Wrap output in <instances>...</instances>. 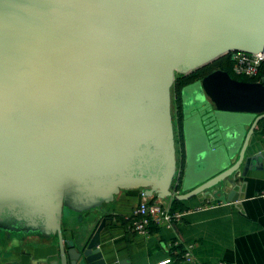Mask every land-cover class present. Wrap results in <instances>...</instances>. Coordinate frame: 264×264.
<instances>
[{
  "label": "water",
  "instance_id": "water-1",
  "mask_svg": "<svg viewBox=\"0 0 264 264\" xmlns=\"http://www.w3.org/2000/svg\"><path fill=\"white\" fill-rule=\"evenodd\" d=\"M233 50L264 53V0H0V237L58 235L62 264H108L110 217L66 241L64 217L101 210L126 188L171 196L176 73ZM182 96L176 197L238 200L241 178L264 158V77L216 69ZM207 108L218 115L202 132Z\"/></svg>",
  "mask_w": 264,
  "mask_h": 264
},
{
  "label": "crops",
  "instance_id": "crops-1",
  "mask_svg": "<svg viewBox=\"0 0 264 264\" xmlns=\"http://www.w3.org/2000/svg\"><path fill=\"white\" fill-rule=\"evenodd\" d=\"M257 130V139L262 140L264 120ZM180 161L181 151L179 168ZM261 161L241 178L236 187L238 200H211L205 195L188 200L176 197L171 207L187 211L182 219L170 227L153 225L150 233L138 234L128 229L127 218L141 202L144 188H126L101 210L65 216L64 241L91 236L108 216L101 235L108 264H158L168 258L171 261L164 264H190L174 257L191 243L202 264H264V158ZM0 264H62L58 235L1 236Z\"/></svg>",
  "mask_w": 264,
  "mask_h": 264
},
{
  "label": "built area",
  "instance_id": "built-area-1",
  "mask_svg": "<svg viewBox=\"0 0 264 264\" xmlns=\"http://www.w3.org/2000/svg\"><path fill=\"white\" fill-rule=\"evenodd\" d=\"M228 55L233 60V70L238 75H246L248 77L257 76L260 68L264 63V53H252L241 50L230 51L223 56ZM222 57V56H221ZM192 73V72H191ZM188 75L190 73L184 74ZM260 81V80H258ZM182 169L179 168L178 175L174 181L173 194L166 198L157 196H149L143 190L142 200L139 205L133 210V213L127 218L128 229L138 234H148L153 225L158 226H172L177 221L182 219L187 212L181 209H173L171 207L176 195L179 193L178 183L181 181ZM261 195H264L262 190ZM194 243L188 244L184 249L177 253L174 260H183L190 264H202L197 261L193 253ZM172 258L161 261L158 264L170 262ZM218 264H223L220 262ZM225 264V263H224Z\"/></svg>",
  "mask_w": 264,
  "mask_h": 264
},
{
  "label": "trees",
  "instance_id": "trees-1",
  "mask_svg": "<svg viewBox=\"0 0 264 264\" xmlns=\"http://www.w3.org/2000/svg\"><path fill=\"white\" fill-rule=\"evenodd\" d=\"M233 60L230 56L225 55L222 57H219L215 61L193 71L192 73L188 75H183L181 73H176V79L174 82V112L177 119V126L178 131L176 133V142L180 143L181 146V161H180V167L182 169V175L183 170L185 167V142H184V131H183V119H184V110H183V96L182 91L183 89L195 81L202 79L212 71L216 69H223L228 71L233 77L239 79V80H245V81H258L261 80L264 77V63L262 64L260 68V72L257 76L254 77H248L246 75H238L233 70ZM264 120V119H262ZM261 120V121H262ZM260 121V122H261ZM259 122V123H260ZM182 179V176H181ZM181 182V181H180Z\"/></svg>",
  "mask_w": 264,
  "mask_h": 264
},
{
  "label": "rangeland",
  "instance_id": "rangeland-1",
  "mask_svg": "<svg viewBox=\"0 0 264 264\" xmlns=\"http://www.w3.org/2000/svg\"><path fill=\"white\" fill-rule=\"evenodd\" d=\"M192 92H193V90H190L189 92H188V94H187V96H186V100H188V101H190V98H191V96H192ZM174 86L172 87V103H173V113H175L174 112ZM174 97V98H173ZM186 108V109H185ZM184 109H185V112H186V114H187V117H186V119H187V121H188V123H190V125L191 126H193V124H194V122H195V109H194V107H192L191 105H188V106H186V107H184ZM214 115H218V114H216V112L213 110V109H206L205 110V113L203 112L202 114H200L199 116H197V124H198V127L200 128V130L202 131V132H206V128L202 125V123H204V120L205 119H211ZM220 116V115H219ZM223 116V115H222ZM174 117H176L175 115H174ZM188 127H189V125H188ZM189 132H191V130H188ZM187 131V132H188ZM178 146V157H180V151H181V147H180V145H177ZM186 166V165H185ZM184 187L182 186V188H181V190L183 191L184 189H183ZM87 213V211H85V212H83L82 214H86Z\"/></svg>",
  "mask_w": 264,
  "mask_h": 264
},
{
  "label": "flooded vegetation",
  "instance_id": "flooded-vegetation-1",
  "mask_svg": "<svg viewBox=\"0 0 264 264\" xmlns=\"http://www.w3.org/2000/svg\"><path fill=\"white\" fill-rule=\"evenodd\" d=\"M173 115H175V113H173ZM177 119H176V117H174V126H175V132L177 133V131H178V126H177ZM176 135V134H175ZM177 145H180V143H177ZM181 147V146H180Z\"/></svg>",
  "mask_w": 264,
  "mask_h": 264
}]
</instances>
